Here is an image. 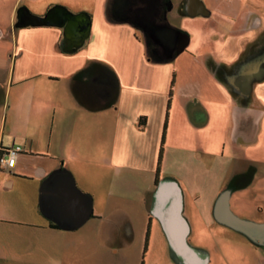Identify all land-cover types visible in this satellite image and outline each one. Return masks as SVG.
<instances>
[{"label":"crops","instance_id":"0c3cea01","mask_svg":"<svg viewBox=\"0 0 264 264\" xmlns=\"http://www.w3.org/2000/svg\"><path fill=\"white\" fill-rule=\"evenodd\" d=\"M2 1L0 153L21 151L0 167V264H118L142 209L176 253L162 221L173 193L203 264L192 219L264 249L216 214L225 196L233 216L264 227V0ZM54 5L91 17L75 53L61 50L60 28L13 30L20 6L43 16ZM61 171L92 200L76 230L40 211L41 186ZM143 176L141 198L131 196ZM209 197L205 214L197 203Z\"/></svg>","mask_w":264,"mask_h":264},{"label":"water","instance_id":"95a60500","mask_svg":"<svg viewBox=\"0 0 264 264\" xmlns=\"http://www.w3.org/2000/svg\"><path fill=\"white\" fill-rule=\"evenodd\" d=\"M42 26L62 29L61 50L75 53L90 37L91 17L86 12L73 13L61 5L52 6L43 16L34 14L26 6L17 9L13 30ZM39 207L43 216L65 230L80 228L92 215L91 197L77 188L71 175L62 171L52 174L41 186ZM216 214L232 228L264 243V227H255L233 216L225 196L218 202ZM162 221L178 256L188 264H203L186 242L188 227L181 215L177 194L173 193L169 206L162 212Z\"/></svg>","mask_w":264,"mask_h":264},{"label":"rangeland","instance_id":"374dc122","mask_svg":"<svg viewBox=\"0 0 264 264\" xmlns=\"http://www.w3.org/2000/svg\"><path fill=\"white\" fill-rule=\"evenodd\" d=\"M8 16L9 9L0 0V21L8 22ZM129 180L131 181V179ZM141 180H143L141 183L138 180L133 183L131 181V196L141 198V191L149 181L144 176L141 177ZM172 180L168 176L165 181L170 182ZM152 185H154L153 181ZM197 205L204 211L203 213L208 214L211 205L210 197L198 202ZM95 212L97 213L98 210ZM134 214L135 234L133 239L128 244L118 248V256L114 258V262L117 260L118 264H186L172 250L156 212L142 209L141 211H134ZM149 218L151 220L149 240L144 251ZM190 221L192 227V235L189 238L190 245L198 251L203 252L204 250V254L211 257L209 264H264V249L259 247L256 250L257 245L251 243L240 233L224 227H217L212 230L210 225L212 220L209 217L206 221H195L194 219ZM219 231L221 234L226 231L227 235L231 237L222 238Z\"/></svg>","mask_w":264,"mask_h":264},{"label":"built area","instance_id":"2783aa9c","mask_svg":"<svg viewBox=\"0 0 264 264\" xmlns=\"http://www.w3.org/2000/svg\"><path fill=\"white\" fill-rule=\"evenodd\" d=\"M21 151L20 147H12L0 153V167L13 168L16 163V156Z\"/></svg>","mask_w":264,"mask_h":264},{"label":"trees","instance_id":"16d2710c","mask_svg":"<svg viewBox=\"0 0 264 264\" xmlns=\"http://www.w3.org/2000/svg\"><path fill=\"white\" fill-rule=\"evenodd\" d=\"M170 97H171V93L169 94V101H168V107L170 106ZM140 127H143L144 126V119L142 118L140 120V123H139ZM158 176V171H157V174H156V177ZM49 225L53 228H58V226L54 223H49ZM149 228L150 226L148 225L147 226V230H146V235H145V244H144V251L146 250V246H147V243H148V237H149Z\"/></svg>","mask_w":264,"mask_h":264},{"label":"flooded vegetation","instance_id":"af4514ba","mask_svg":"<svg viewBox=\"0 0 264 264\" xmlns=\"http://www.w3.org/2000/svg\"><path fill=\"white\" fill-rule=\"evenodd\" d=\"M15 23V22H14Z\"/></svg>","mask_w":264,"mask_h":264}]
</instances>
